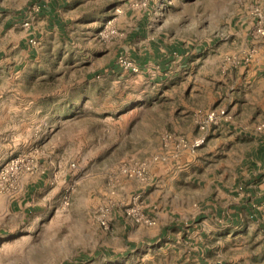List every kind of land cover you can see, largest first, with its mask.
<instances>
[{"label":"rangeland","instance_id":"obj_1","mask_svg":"<svg viewBox=\"0 0 264 264\" xmlns=\"http://www.w3.org/2000/svg\"><path fill=\"white\" fill-rule=\"evenodd\" d=\"M144 1L147 32L136 38L132 23L118 25V7ZM10 3L21 0H0V264H264L260 194L251 199L256 215L210 233L199 262L163 250L162 241L115 243L110 222L100 223L139 192L120 187L132 178L122 165L146 160L161 138L173 139L180 121L193 117L201 131L199 116L226 110L216 125L234 127L236 142L212 143L211 156L227 150L228 163L199 160L222 174L231 161L239 172L241 155L264 141V0H85L68 14L73 21L103 18L100 25L86 30L90 24L74 22L68 39L34 37L30 55L20 53L12 22L2 25ZM155 40L161 53L177 51L167 65L104 70L128 46L139 52ZM13 157L21 161L8 186L4 166ZM259 173L263 180L264 168ZM38 175L46 184L33 193L32 212L4 210L1 203Z\"/></svg>","mask_w":264,"mask_h":264},{"label":"crops","instance_id":"obj_2","mask_svg":"<svg viewBox=\"0 0 264 264\" xmlns=\"http://www.w3.org/2000/svg\"><path fill=\"white\" fill-rule=\"evenodd\" d=\"M71 1L72 5L69 4ZM83 1L85 0H21L18 6L10 3L8 5L10 8L4 11L2 25L8 21L12 22V28L18 31L17 45L20 53L27 51V55H30L33 45L29 44V37L40 40L51 32L58 39H68L72 37L74 22L90 24L86 26V30L93 28L94 25H100L103 18L95 17L89 20L82 18L73 21V16L68 14L69 10L80 6ZM33 5H38V10H31ZM141 8L143 5L118 7V25L124 26L121 21L132 23L130 34L136 38L143 37L147 32L146 19L149 7L142 10ZM79 12L74 17L78 16ZM25 19L30 20L29 26L23 25ZM139 49L143 51L137 52L134 46H128L125 52L140 65L147 63V68L141 71L143 73L159 69L160 64L167 65L170 61L169 56L177 54V51L170 52L169 47H165L164 53H161L156 40L149 42L148 47ZM154 60H158V63H152ZM108 69L115 71L121 68L114 60L104 68L106 72ZM233 128L224 121L220 125H212L207 131H200L196 129L192 117L189 122L187 120L181 124L180 121V124L174 127L176 134L172 140L167 142L161 138L157 147L145 156L146 160L154 155H169L177 138L183 137L191 141L200 134L207 136L205 143L195 151L182 147L178 149L175 157L168 156L166 160L158 162L149 161L146 181L138 178L122 180L120 187L123 190L130 192L135 189L142 194L145 209L155 216L156 223L152 226L134 223L123 214L122 209L114 212L113 217L109 219L111 224L109 232L114 233L117 238L115 243L121 239L125 240L127 245L143 240L149 244L162 241L166 245L163 250L171 248L177 255L181 256L183 253L186 259H196L199 262L203 261L205 240L212 231L220 230L223 225L234 224L245 215L250 217L256 215L257 210L253 209L252 213L251 199L256 200L258 198L256 194H260V198L264 200V179H260L259 173L264 168L263 140L257 139L254 147L249 149L250 154L241 155L239 172L232 161L228 174H222L221 170L215 168L216 166L205 168L199 163L201 157L208 159V162L221 161L223 164L222 160H225L228 163V151H221L215 159L212 157L211 145L226 143L229 146L235 143ZM45 184L42 175L27 180L19 197L9 198L1 205L4 206V210L21 207L22 211L28 214L35 207L33 193Z\"/></svg>","mask_w":264,"mask_h":264},{"label":"built area","instance_id":"obj_3","mask_svg":"<svg viewBox=\"0 0 264 264\" xmlns=\"http://www.w3.org/2000/svg\"><path fill=\"white\" fill-rule=\"evenodd\" d=\"M146 2L144 1L141 5H145ZM31 10H38V5H33ZM24 26L30 25V20L25 19L23 21ZM111 26V20H107L105 23V26L98 32L100 35L103 34V32ZM28 42L30 45H34L36 43V40L34 37H29ZM116 64L124 71H131V72H140L141 67L140 64L133 58H131L126 53L120 52L116 57ZM227 112L223 108L213 109L211 111H208L198 118V123L200 124L201 131H207L212 125H216L219 123V121L226 119ZM259 129L262 127L259 126ZM170 136L165 138L167 141ZM205 143V135L198 136L191 141H187L185 139L177 138L174 140V147L172 152L169 155H154L149 160H142L137 161L133 163L123 164L121 167V172L125 174L126 176L132 177V178H138L141 181H146L148 176V162H158L166 160L168 156L175 157L178 153V149L182 147H187L191 151H195L198 147L202 146ZM166 145V144H165ZM21 159L18 157H13L7 162V164L4 166L5 171L11 170V182L8 184V186H11L16 181V173L19 169ZM123 214L129 218L134 223L138 224H144L147 226L155 225L156 218L155 216L148 213L145 209V202L142 198V194L140 192H137L133 194L123 207H122ZM110 215L108 210L105 211L101 218L100 223L103 225V227H107L109 224Z\"/></svg>","mask_w":264,"mask_h":264}]
</instances>
